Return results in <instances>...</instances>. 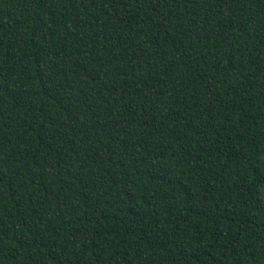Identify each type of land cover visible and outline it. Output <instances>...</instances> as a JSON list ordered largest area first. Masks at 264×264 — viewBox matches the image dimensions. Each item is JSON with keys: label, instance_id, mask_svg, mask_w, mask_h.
Masks as SVG:
<instances>
[{"label": "trees", "instance_id": "16d2710c", "mask_svg": "<svg viewBox=\"0 0 264 264\" xmlns=\"http://www.w3.org/2000/svg\"><path fill=\"white\" fill-rule=\"evenodd\" d=\"M0 264H264V0H0Z\"/></svg>", "mask_w": 264, "mask_h": 264}]
</instances>
